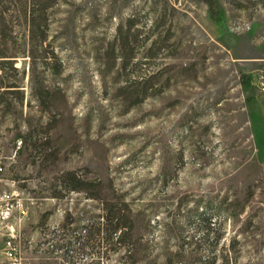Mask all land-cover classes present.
<instances>
[{
    "label": "rangeland",
    "instance_id": "1",
    "mask_svg": "<svg viewBox=\"0 0 264 264\" xmlns=\"http://www.w3.org/2000/svg\"><path fill=\"white\" fill-rule=\"evenodd\" d=\"M11 227L22 264H264V0H0Z\"/></svg>",
    "mask_w": 264,
    "mask_h": 264
},
{
    "label": "built area",
    "instance_id": "2",
    "mask_svg": "<svg viewBox=\"0 0 264 264\" xmlns=\"http://www.w3.org/2000/svg\"><path fill=\"white\" fill-rule=\"evenodd\" d=\"M14 228H10V235L3 244L0 246V255L4 254L12 264H22V258L19 255L18 247L15 243V232Z\"/></svg>",
    "mask_w": 264,
    "mask_h": 264
},
{
    "label": "trees",
    "instance_id": "3",
    "mask_svg": "<svg viewBox=\"0 0 264 264\" xmlns=\"http://www.w3.org/2000/svg\"><path fill=\"white\" fill-rule=\"evenodd\" d=\"M27 2H33L34 0H26ZM47 1H53V0H47ZM47 7V6H46ZM36 11V9H34ZM28 16V15H27ZM29 17V16H28ZM36 20V17L34 14L30 15V21ZM164 264H171V263H164Z\"/></svg>",
    "mask_w": 264,
    "mask_h": 264
}]
</instances>
